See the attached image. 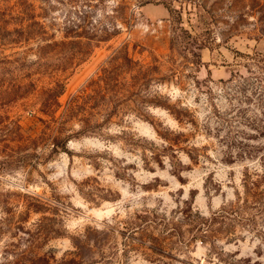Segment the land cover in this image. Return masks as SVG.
I'll return each mask as SVG.
<instances>
[{"label": "rangeland", "instance_id": "rangeland-1", "mask_svg": "<svg viewBox=\"0 0 264 264\" xmlns=\"http://www.w3.org/2000/svg\"><path fill=\"white\" fill-rule=\"evenodd\" d=\"M0 264H264V0H0Z\"/></svg>", "mask_w": 264, "mask_h": 264}, {"label": "trees", "instance_id": "trees-1", "mask_svg": "<svg viewBox=\"0 0 264 264\" xmlns=\"http://www.w3.org/2000/svg\"><path fill=\"white\" fill-rule=\"evenodd\" d=\"M175 26H174V30L178 31V38L171 40V47L175 48V45L177 46L180 43H183V48L184 50H186L187 52H190V54L194 57V61L193 65L199 66L200 62V55H199V51L204 48L206 45L199 41L198 39H196L194 36H192L190 34V32L185 29L182 25H181V21L178 18H175ZM96 36V34L94 35ZM93 36V37H94ZM99 37V36H98ZM108 37L104 36L103 38H101L102 40H106ZM181 39V40H179ZM100 39L98 38L96 41H99ZM187 45V46H186ZM122 56L120 57L119 55H116L113 59H112V66H107L106 68L103 69V80H104V85H111L113 86V79L114 82L117 81L118 76L120 74V71L123 70L124 72H129L132 73L131 78L132 80H134L139 86H141V83H138V81H140L141 79L145 80L146 76H147V71H149L152 68H148V67H144L142 64H138L137 62H134L132 60V58L130 56H128L127 52L124 51V49L119 51ZM71 58V57H70ZM68 58V59H70ZM70 62V61H69ZM156 68V67H155ZM125 69V70H124ZM58 88V90L56 91V89ZM56 89L52 90L47 97H44L41 101V112L43 113H49L51 111V108L54 106V104H57V97L63 92V85L62 84H57L56 85ZM58 105V104H57ZM83 131V130H81ZM80 131V132H81ZM73 134H64L63 136H54L52 138V150L53 151H57L60 149L65 150V145L68 142V140L73 137ZM224 213H221L218 216H224ZM217 214H214L212 219H218V217H216Z\"/></svg>", "mask_w": 264, "mask_h": 264}]
</instances>
